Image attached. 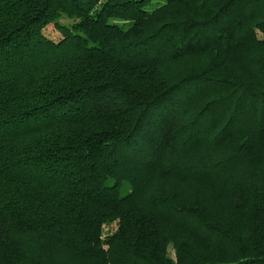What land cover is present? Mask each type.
<instances>
[{"label": "trees", "instance_id": "16d2710c", "mask_svg": "<svg viewBox=\"0 0 264 264\" xmlns=\"http://www.w3.org/2000/svg\"><path fill=\"white\" fill-rule=\"evenodd\" d=\"M0 264H264V0H0Z\"/></svg>", "mask_w": 264, "mask_h": 264}, {"label": "rangeland", "instance_id": "374dc122", "mask_svg": "<svg viewBox=\"0 0 264 264\" xmlns=\"http://www.w3.org/2000/svg\"><path fill=\"white\" fill-rule=\"evenodd\" d=\"M46 31L49 32V33H53V30H52L51 26L48 27L46 29ZM116 227H117L116 226V222L107 223V224H104L102 230H103V233H110V232L114 231L116 229Z\"/></svg>", "mask_w": 264, "mask_h": 264}]
</instances>
